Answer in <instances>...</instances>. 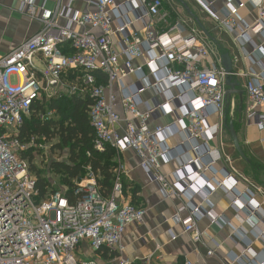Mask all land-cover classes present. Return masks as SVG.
<instances>
[{
  "label": "built area",
  "instance_id": "built-area-1",
  "mask_svg": "<svg viewBox=\"0 0 264 264\" xmlns=\"http://www.w3.org/2000/svg\"><path fill=\"white\" fill-rule=\"evenodd\" d=\"M227 1L219 27L240 48L234 61L246 62L251 57L242 47L249 43V35L264 37V0H255L256 22L242 24L241 31H237L238 13L246 4ZM76 2L93 10L80 12L74 8ZM199 4L207 10L213 7L206 0ZM18 12L37 22L40 29L0 57V264H97L76 257L83 241L93 252L106 249L112 253L111 264H130L122 256V236L129 225L142 223L144 212L120 201L122 167L114 170L107 197L86 169L85 177L74 185L72 201L60 192L36 199L35 176L22 154L32 150L34 157H45L49 142L37 137L21 141L19 130L37 102L46 103L66 89L70 95L91 100L86 115L92 150L103 153L110 148L117 162L124 152H133L139 168L158 186L163 199H184L185 206L172 220L182 225L194 245H202L198 221L207 217L214 223L218 217L194 206L193 198L201 192L205 201L214 189L211 182L220 188L232 179L226 174L223 181L215 180L214 165L224 156L210 146L223 127L225 78L243 79L244 122L264 130V66L259 71L233 69L227 75L218 64L221 62L206 65L212 54L202 33L183 20L171 19L164 0H66L53 11L37 7L34 0H20ZM148 91L154 96L151 102L142 99ZM117 103L121 115L114 110ZM168 113L175 116L172 124L149 128L150 120ZM54 115V111L38 113L41 121ZM211 116L218 118L214 125L208 120ZM176 134L190 144L195 159L181 161L172 153L167 142ZM85 155L90 157L89 152ZM177 160L174 175L160 173L162 167ZM196 164L203 166L200 172ZM250 187L264 200L262 188ZM244 197L245 212L254 215L258 205L253 194ZM239 198L235 196L234 202ZM257 232L254 240L264 248V217ZM250 248L251 243H246L239 257L227 264L247 258V264H264V257L256 263L249 259ZM207 255L213 252L207 251Z\"/></svg>",
  "mask_w": 264,
  "mask_h": 264
},
{
  "label": "crops",
  "instance_id": "crops-1",
  "mask_svg": "<svg viewBox=\"0 0 264 264\" xmlns=\"http://www.w3.org/2000/svg\"><path fill=\"white\" fill-rule=\"evenodd\" d=\"M37 7L43 5L44 9L55 10L58 3L64 5L66 0H34ZM188 7L193 17L185 13L182 5L177 0H172L174 9L182 10L186 15V19H182L178 12L172 11L168 5V1L164 0V9L171 15L174 21L183 20L190 28L201 31L194 18L198 20L202 28L207 31L211 39L207 38L203 33L204 42L211 52V57L205 64L220 62V55L229 54L235 71H244L246 69L260 70V66H264V37L249 35L250 41L243 45L242 52L250 56L251 60L235 62L240 48L234 44L232 37L225 34L219 27V22L223 15V10L228 6L227 0H206L213 3L210 10L200 6V0H181ZM246 4L245 8L238 13L239 26L237 31L242 30V24L253 25L256 22V11L252 8L255 0H239ZM234 5V3H232ZM20 0H0V57L6 55L15 49L21 42L28 39L32 34L40 29V25L22 16L18 12ZM74 8L80 12H90L93 10L91 6L82 2L74 3ZM257 47V48H256ZM221 65V63H218ZM36 66H38L36 64ZM40 68V67H39ZM14 78V77H13ZM134 80V79H132ZM241 95L232 94L230 100L233 107L238 101H244L246 98L243 92V79H238ZM154 98L149 91L144 93L142 99L149 101ZM158 101H162L161 97H157ZM228 106V101L226 107ZM117 114L121 115L120 104L114 107ZM232 115V114H230ZM229 112L224 111L223 127L216 138L210 141L213 149L219 150L224 158L214 165V178L221 182L224 176L229 174L231 181L217 187L214 182L210 184L214 187L203 200V194L200 192L198 196L193 198V205H200V209L211 211L216 217L217 222L211 223L207 217H203L197 223V229L203 233V244L194 245L188 234L183 233L180 223H176L172 218L177 214L178 209L185 206L184 199L172 197L163 199L159 188L152 183L145 173L139 168V159L131 152L126 151L120 156L117 162L115 157L112 159L115 169L118 166L124 169L121 174L123 184V194L120 201L123 203H131L144 212L143 221L140 224L129 225L123 236L122 243L124 246L123 258L128 260L130 264H227L239 257L246 243H251V248L247 252L249 259L256 263L264 257L263 245L254 240V236L258 234L261 221L264 217V200L260 199L252 192L250 185L262 188L264 191V183H257L256 175L249 174L250 167L256 162L264 165V130H258L254 126H246L243 120V114L240 109L234 113L233 123L234 130L239 145L246 156L243 160L235 152L230 136L224 125L225 120H230ZM245 115V114H244ZM226 116V117H225ZM211 125L217 123L218 118L211 116L209 119ZM175 121V116L171 113L159 115L149 122V128L152 129L156 125L169 126ZM168 147L173 150L172 153L182 160L195 159L197 157L189 150V145L183 141V136L176 134L167 142ZM221 147V149H220ZM176 148V149H175ZM201 163V162H200ZM202 164V163H201ZM179 167V162L173 161L161 168L160 173L169 177L174 175ZM198 172L203 168L202 165L196 164ZM171 181H175V176L170 177ZM253 180V181H252ZM252 193L253 197H252ZM245 195H250L254 202L257 203L258 209L254 215H248L244 210ZM235 196H241L234 202ZM186 213L182 214L183 218ZM252 223L254 224L252 226ZM235 231L239 232L235 236ZM207 251H212L213 255L208 256ZM75 255L79 260H93L97 264H111L114 255L106 249L93 252L88 243L83 241L75 251ZM247 258V257H246ZM247 260L235 262V264H247Z\"/></svg>",
  "mask_w": 264,
  "mask_h": 264
},
{
  "label": "trees",
  "instance_id": "trees-1",
  "mask_svg": "<svg viewBox=\"0 0 264 264\" xmlns=\"http://www.w3.org/2000/svg\"><path fill=\"white\" fill-rule=\"evenodd\" d=\"M62 51L66 53L65 48ZM90 103L89 97L81 99L76 95L55 97L46 103L37 102L33 106V113L24 119L19 130L21 141H28L31 137L41 138L46 142L57 139L58 143L53 149H67V162L52 163L50 168L54 173L61 175V182L66 187V191L62 194L70 201L73 199L74 185L85 177L86 169L93 173L105 197L110 195L114 180L115 164L112 161L115 156L114 151L110 148L103 153L92 150V130L86 115ZM46 111H54L55 117L41 121L38 113ZM87 152L90 153V157H86ZM33 157L32 150L22 154V158L29 163L30 172L35 176L38 192L36 199L39 201L48 193L58 191L51 190L50 183L39 171H36L35 166L32 165Z\"/></svg>",
  "mask_w": 264,
  "mask_h": 264
},
{
  "label": "rangeland",
  "instance_id": "rangeland-1",
  "mask_svg": "<svg viewBox=\"0 0 264 264\" xmlns=\"http://www.w3.org/2000/svg\"><path fill=\"white\" fill-rule=\"evenodd\" d=\"M168 5L171 7L172 11L174 12H178V15H180V17L182 19L187 20L185 17L186 15H184L182 12V10L179 9L176 10L174 9L173 4H171L172 0H167ZM11 82L15 83V78H11ZM60 96H65V97H70L69 94V89H66L64 91L60 92V95H58L57 97ZM240 109V112L243 114V120H244V114H245V109H246V105L245 102L240 101V104L238 105V101L236 103V105L234 107L230 106V100H228V106L225 107V112H229L230 115V120L233 121V117H234V113H237ZM48 112V111H46ZM55 117V116H53ZM229 121V120H228ZM228 121L225 123V126L227 128L228 125ZM40 143V142H39ZM58 143L57 139H53L52 141H50L47 144V148H45V150L48 151V155L45 157H40L39 155L37 157H33L32 160V165L35 166L36 171H39V173L41 174L42 177H44L49 183H50V188L52 189H57L58 192L60 193H64L66 191V187L65 185L62 184L61 182V175L60 174H56L52 171V169L50 168V165L52 163H56V162H67V156H68V152L67 149H53L54 145ZM246 156H250V154H246ZM249 174L255 176L257 178V183H264V165H262L261 163L256 162L255 165H252L249 169V171H247ZM253 181V180H252ZM75 183V181L73 182Z\"/></svg>",
  "mask_w": 264,
  "mask_h": 264
},
{
  "label": "water",
  "instance_id": "water-1",
  "mask_svg": "<svg viewBox=\"0 0 264 264\" xmlns=\"http://www.w3.org/2000/svg\"><path fill=\"white\" fill-rule=\"evenodd\" d=\"M183 7L185 13H187L188 15H190L191 17H193V14L189 11L188 7L185 5V3H183L181 0H177ZM195 22L197 23V25L199 26V28L201 29L202 33L209 39H211L210 35L207 33V31H205L202 26L200 25V23L198 22V20L196 18H194ZM220 62H221V66L224 69L225 73L227 75H229L232 71H233V62L229 56V54L224 53L222 55H220ZM225 86L227 87L226 91H225V101L227 102L228 98L232 95V94H237V95H241L242 92L237 90V88L239 87V83L237 81L232 80L231 77L227 76L225 78ZM227 131L228 134L230 136L231 142L233 144L234 150L235 152L239 155V157H241L243 160H246V157L239 145L235 130H234V124L232 120L228 121V125H227Z\"/></svg>",
  "mask_w": 264,
  "mask_h": 264
},
{
  "label": "flooded vegetation",
  "instance_id": "flooded-vegetation-1",
  "mask_svg": "<svg viewBox=\"0 0 264 264\" xmlns=\"http://www.w3.org/2000/svg\"><path fill=\"white\" fill-rule=\"evenodd\" d=\"M226 117V116H225ZM225 120V123L227 122V120L226 119H224ZM225 123H224V125H225Z\"/></svg>",
  "mask_w": 264,
  "mask_h": 264
},
{
  "label": "bare ground",
  "instance_id": "bare-ground-1",
  "mask_svg": "<svg viewBox=\"0 0 264 264\" xmlns=\"http://www.w3.org/2000/svg\"><path fill=\"white\" fill-rule=\"evenodd\" d=\"M20 79H21V76H20Z\"/></svg>",
  "mask_w": 264,
  "mask_h": 264
}]
</instances>
